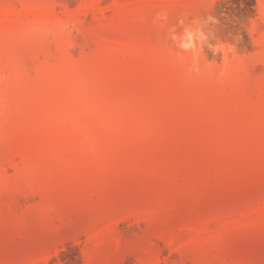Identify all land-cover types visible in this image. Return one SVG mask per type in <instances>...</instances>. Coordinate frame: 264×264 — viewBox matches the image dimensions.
Instances as JSON below:
<instances>
[{"label": "rangeland", "instance_id": "obj_1", "mask_svg": "<svg viewBox=\"0 0 264 264\" xmlns=\"http://www.w3.org/2000/svg\"><path fill=\"white\" fill-rule=\"evenodd\" d=\"M0 264H264V0H0Z\"/></svg>", "mask_w": 264, "mask_h": 264}, {"label": "clouds", "instance_id": "obj_2", "mask_svg": "<svg viewBox=\"0 0 264 264\" xmlns=\"http://www.w3.org/2000/svg\"><path fill=\"white\" fill-rule=\"evenodd\" d=\"M167 19V13L162 12L156 15L154 22H166ZM218 23L219 20L216 17L208 15L205 19H193L187 25H185L184 20H178V24L174 25L169 30L167 39L171 40L175 48L180 52L189 53L191 55V64L188 68L190 73L199 74L201 72L200 57L205 46H207L213 53H223V57L232 52L233 46L230 44L222 43L218 40L215 44L209 42L210 39H215V36L211 35L210 32H206L205 28L209 24L216 25ZM74 27V25L64 24L61 26V31H68L69 34H71V30L74 29ZM178 27L182 30L177 31ZM235 39L239 40L240 37L237 36ZM225 72L226 67L225 70H222L218 74L217 79L219 80L223 77Z\"/></svg>", "mask_w": 264, "mask_h": 264}]
</instances>
